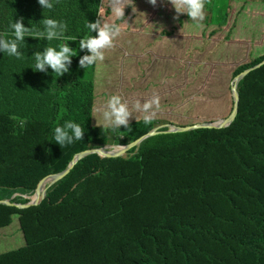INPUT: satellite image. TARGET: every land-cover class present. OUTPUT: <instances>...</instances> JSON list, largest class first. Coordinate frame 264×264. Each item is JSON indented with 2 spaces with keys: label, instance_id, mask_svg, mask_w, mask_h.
<instances>
[{
  "label": "trees",
  "instance_id": "trees-1",
  "mask_svg": "<svg viewBox=\"0 0 264 264\" xmlns=\"http://www.w3.org/2000/svg\"><path fill=\"white\" fill-rule=\"evenodd\" d=\"M100 1L50 0L49 10L38 0H0V37L13 38L9 25L21 18L40 30L52 18L67 24L77 51L59 77L47 66L33 71L32 56L66 41L25 37L21 58L0 52V200L24 205L77 153L124 146L156 127L137 121L107 139L92 125L95 63L80 67L90 53L78 45ZM159 10L177 15L168 0ZM263 60L239 65L233 78ZM236 90L238 112L226 127L162 128L125 156L81 158L38 206L0 204V229L17 217L25 242L0 264H264V64ZM66 121L85 129L83 140L58 146L54 129Z\"/></svg>",
  "mask_w": 264,
  "mask_h": 264
},
{
  "label": "rangeland",
  "instance_id": "rangeland-1",
  "mask_svg": "<svg viewBox=\"0 0 264 264\" xmlns=\"http://www.w3.org/2000/svg\"><path fill=\"white\" fill-rule=\"evenodd\" d=\"M204 11V27L187 29L183 13L161 20L170 26L169 36L150 35L145 21L142 34L117 37L104 60L95 62L92 125L101 137L111 139L113 128H102L96 109L112 95H119L132 111L129 123L144 121L134 104L139 100L143 105L153 94L160 97L152 119L156 127H188L229 116L233 71L264 55V0H206ZM126 21L124 28L135 26ZM16 248L0 242V254Z\"/></svg>",
  "mask_w": 264,
  "mask_h": 264
},
{
  "label": "clouds",
  "instance_id": "clouds-1",
  "mask_svg": "<svg viewBox=\"0 0 264 264\" xmlns=\"http://www.w3.org/2000/svg\"><path fill=\"white\" fill-rule=\"evenodd\" d=\"M148 2L155 6L157 0H148ZM168 2L173 6L177 15L186 14L191 21L197 22L201 27L203 26L201 22L205 19L204 9L206 0H168ZM38 3L44 9L50 10L54 7L50 0H38ZM103 4L104 0H101V7L99 3L100 8L98 7L97 18L98 16L102 17L106 11ZM125 7H131L133 13L136 12L133 0H107V11L114 17V20H102L101 18L97 20L96 18L95 22L87 21L86 28L89 34L84 35L80 39L78 47L79 49L86 48L90 54L80 58L79 64L81 68L84 69L87 66H91L98 60L103 61L105 50L114 47V41L121 35L124 25H129L125 20ZM22 19L9 25L13 38L0 37V52L19 59L22 56L20 45L23 44L25 37L37 40L46 39L47 41L63 40L66 42L61 43L58 46V50L56 47L46 46L42 52L38 51L34 53L32 56L34 68L32 69L33 71H42L47 66L57 77L67 73L69 71L67 65L71 62L70 58L77 54L76 49L70 48L67 43L69 40L74 41L75 38L64 36L67 24L52 18H43L39 21L43 26L42 30H40L32 26L25 27ZM117 20L123 21V25L116 23L115 21ZM93 31L96 32L95 36L91 35ZM159 108L160 97L157 94H153L150 99L145 100L143 105L139 103V100H136L134 104V109L144 114L143 120L145 124L151 123ZM96 111L102 114L104 123L101 126L103 129H120L121 126H124L125 129L129 128V118L132 116V111L128 105L121 101L119 95H112ZM21 123L23 124V121ZM84 131L85 129L80 124L66 121L63 126H57L54 129L55 144L62 146L72 144L74 141H81L83 140Z\"/></svg>",
  "mask_w": 264,
  "mask_h": 264
},
{
  "label": "water",
  "instance_id": "water-1",
  "mask_svg": "<svg viewBox=\"0 0 264 264\" xmlns=\"http://www.w3.org/2000/svg\"><path fill=\"white\" fill-rule=\"evenodd\" d=\"M264 64V60L262 62H260L259 64H256L250 68H247L245 70H243L242 72H240L239 74H237L231 81V95H232V107H231V112L229 114V116L225 119H220L214 122H206V123H200V124H196V125H192V126H188V127H176V126H171V127H166V126H160V127H154L150 132H148L147 134L141 136L140 138H138L137 140L124 145V146H117V145H106L102 148H97V149H90V150H86V151H82L80 153H77L72 160L70 161L69 166L64 169L61 172L55 173V174H51L45 178H43L38 186L37 189L35 190V192L30 195L29 197L27 196L26 199H28V202L24 205H20V204H13L11 203L10 200H0V204L2 205H15L17 208L19 209H24V208H29V207H33V206H38L41 201L45 198L46 195V186H51L53 184H55L58 180L62 179L71 169L72 167L76 164V162L78 160H80L81 158L90 155V154H98L99 156L103 157V158H115V157H122L125 156L126 153L133 147L137 146L140 142H142L144 139L154 136L157 133H160V129L162 128H169V130L167 131H163L164 133H174V132H184V131H189L192 129H197V128H213V129H221L223 127H226L228 125H230L234 119L235 116L238 112V103H239V96L236 90L237 87V83L244 78L249 72H251L254 69L259 68L261 65ZM25 197V196H24ZM14 198V196L12 197Z\"/></svg>",
  "mask_w": 264,
  "mask_h": 264
},
{
  "label": "crops",
  "instance_id": "crops-1",
  "mask_svg": "<svg viewBox=\"0 0 264 264\" xmlns=\"http://www.w3.org/2000/svg\"><path fill=\"white\" fill-rule=\"evenodd\" d=\"M134 6L136 8V12L133 13L131 7H125L124 14H125V20H131L135 22V26L133 28H124L122 31L121 37L125 33H136V34H142V28L143 24L146 21V27L149 29L150 35L152 36H158L161 34H164L166 36H169L167 31L170 29V26L166 24H161V20H166L169 17L162 13L159 10V0H157V3L155 6L151 5L148 0H133ZM103 6L105 7L106 11L104 13V19L107 20H114V17L110 15V13L107 11V0H104ZM100 7H101V1H100ZM99 7V8H100ZM110 11V10H109ZM99 12V11H98ZM102 17L97 18L103 19ZM185 15H183L184 18ZM189 18H184V21H186L187 29L190 27H198L199 25L197 22H193ZM121 21H118L116 23H119ZM203 23L206 22V20L202 21ZM203 25V24H202ZM201 27V26H199ZM204 27V26H202ZM206 27V26H205ZM172 30L177 31L178 29L172 27ZM118 40V39H117ZM117 40L114 41V47L117 44ZM26 209V208H24ZM0 242H2L5 245H12L15 244L18 246L17 249H24L25 248V242L23 238V234L19 229V224L17 221V224H14V222L5 228L0 229ZM4 254V253H3ZM2 255V254H0Z\"/></svg>",
  "mask_w": 264,
  "mask_h": 264
}]
</instances>
